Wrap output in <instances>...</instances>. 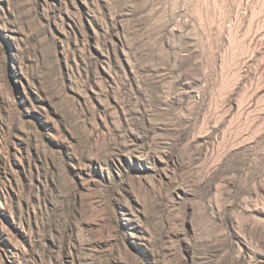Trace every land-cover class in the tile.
Wrapping results in <instances>:
<instances>
[{
	"label": "rangeland",
	"instance_id": "374dc122",
	"mask_svg": "<svg viewBox=\"0 0 264 264\" xmlns=\"http://www.w3.org/2000/svg\"><path fill=\"white\" fill-rule=\"evenodd\" d=\"M0 264H264V0H0Z\"/></svg>",
	"mask_w": 264,
	"mask_h": 264
}]
</instances>
